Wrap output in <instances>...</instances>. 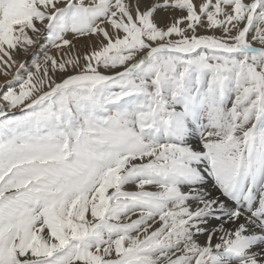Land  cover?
Returning a JSON list of instances; mask_svg holds the SVG:
<instances>
[{
  "label": "snow or ice",
  "instance_id": "snow-or-ice-1",
  "mask_svg": "<svg viewBox=\"0 0 264 264\" xmlns=\"http://www.w3.org/2000/svg\"><path fill=\"white\" fill-rule=\"evenodd\" d=\"M0 264H264V0H0Z\"/></svg>",
  "mask_w": 264,
  "mask_h": 264
},
{
  "label": "rangeland",
  "instance_id": "rangeland-1",
  "mask_svg": "<svg viewBox=\"0 0 264 264\" xmlns=\"http://www.w3.org/2000/svg\"><path fill=\"white\" fill-rule=\"evenodd\" d=\"M3 77L2 76H0V83H3Z\"/></svg>",
  "mask_w": 264,
  "mask_h": 264
}]
</instances>
